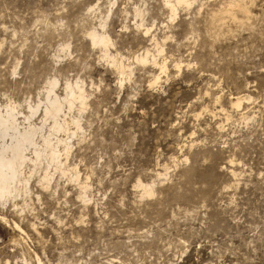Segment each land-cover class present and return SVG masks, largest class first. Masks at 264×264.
I'll return each mask as SVG.
<instances>
[{
    "label": "rangeland",
    "instance_id": "obj_1",
    "mask_svg": "<svg viewBox=\"0 0 264 264\" xmlns=\"http://www.w3.org/2000/svg\"><path fill=\"white\" fill-rule=\"evenodd\" d=\"M177 2L0 0V109L84 96L0 200V264H264V0Z\"/></svg>",
    "mask_w": 264,
    "mask_h": 264
},
{
    "label": "bare ground",
    "instance_id": "obj_2",
    "mask_svg": "<svg viewBox=\"0 0 264 264\" xmlns=\"http://www.w3.org/2000/svg\"><path fill=\"white\" fill-rule=\"evenodd\" d=\"M177 1L185 3V0ZM171 11H173V9H171ZM88 35L92 43L100 44L104 46V48L107 46L109 39H107L108 37L103 33H98L93 29ZM104 55H107V53ZM140 60L145 61L146 55L140 57ZM160 68H164L163 65H161ZM53 86L54 82H49L45 91V99L42 102L41 109V125H36L34 124L35 122L32 123L29 120L39 109L41 101L34 105L28 104L29 112L26 115L23 114L26 125L18 121L19 111H16L14 106L6 107L3 110L0 109V200H5L9 197L14 198L22 189L24 193L28 191L27 183L29 176L24 177L22 174V168L27 163L35 167L42 158H45L48 163H52L56 168L61 169L60 155L63 154L66 157L70 150L71 146L68 141H66V139L54 137L55 135H53V133L56 134L61 130H65V122H59L57 118L58 114L62 111L64 103H66L68 107H70L75 100H79L80 104L83 103V92L80 85L77 84L74 86L73 84L74 88L66 83V87H64L66 93L60 98L54 93ZM239 103V98H237L235 105L238 106ZM47 119L51 120L50 130H47V134H43L41 132L43 128L42 125ZM73 122L77 127L78 123L76 121ZM51 136L54 137L55 140H53ZM37 138L38 140L40 139V142ZM41 180L48 183L50 175L45 171ZM146 188L147 187L144 186L143 191L149 194L151 191ZM14 226L18 230H22L20 225L14 224Z\"/></svg>",
    "mask_w": 264,
    "mask_h": 264
}]
</instances>
